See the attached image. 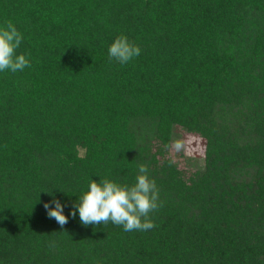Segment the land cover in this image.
<instances>
[{"label": "trees", "instance_id": "obj_1", "mask_svg": "<svg viewBox=\"0 0 264 264\" xmlns=\"http://www.w3.org/2000/svg\"><path fill=\"white\" fill-rule=\"evenodd\" d=\"M6 21L31 66L0 72V264H264V0H0ZM141 163L156 227L71 216Z\"/></svg>", "mask_w": 264, "mask_h": 264}, {"label": "clouds", "instance_id": "obj_2", "mask_svg": "<svg viewBox=\"0 0 264 264\" xmlns=\"http://www.w3.org/2000/svg\"><path fill=\"white\" fill-rule=\"evenodd\" d=\"M23 40V34L16 25L6 21L0 26V72L13 73L23 71L30 67V59L23 53L18 54L17 49ZM142 49L130 42L125 35L116 37L108 48V58L120 64H126L141 54ZM174 149L180 151L182 143L176 141ZM139 174L132 185L120 184L109 179H100L99 182L91 180L88 190L75 203L71 216L79 213L80 223L88 225H106L109 222L122 226L123 230L147 231L156 227L150 214L163 206L159 199V189L156 181L149 176L146 164H139ZM51 194V192H49ZM55 207L49 203L44 204L49 218H54L63 229L68 217L63 212L62 203L53 199Z\"/></svg>", "mask_w": 264, "mask_h": 264}, {"label": "rangeland", "instance_id": "obj_3", "mask_svg": "<svg viewBox=\"0 0 264 264\" xmlns=\"http://www.w3.org/2000/svg\"><path fill=\"white\" fill-rule=\"evenodd\" d=\"M186 153H199L203 152L204 148V141L201 138L194 137V136H187L186 138Z\"/></svg>", "mask_w": 264, "mask_h": 264}]
</instances>
